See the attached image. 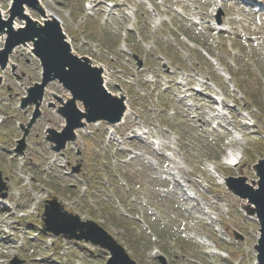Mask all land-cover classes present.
<instances>
[{
  "label": "rangeland",
  "instance_id": "obj_1",
  "mask_svg": "<svg viewBox=\"0 0 264 264\" xmlns=\"http://www.w3.org/2000/svg\"><path fill=\"white\" fill-rule=\"evenodd\" d=\"M223 1H42L61 18L74 54L103 69L130 111L113 140L108 123L90 121L57 155L51 132L63 130L69 92L53 80L40 104L31 102L40 61L27 47L8 57L0 70V175L8 186L0 198V260L107 263V251L43 231L45 203L56 198L68 213L98 222L137 264H162L160 257L167 264H256L260 226L224 179L257 181L253 166L264 157V0ZM13 4L0 0L8 21ZM14 24L20 35L27 17L16 15ZM234 152L238 160L230 163Z\"/></svg>",
  "mask_w": 264,
  "mask_h": 264
},
{
  "label": "water",
  "instance_id": "obj_2",
  "mask_svg": "<svg viewBox=\"0 0 264 264\" xmlns=\"http://www.w3.org/2000/svg\"><path fill=\"white\" fill-rule=\"evenodd\" d=\"M25 4L34 8L37 5V0H16L13 16L20 14L21 7ZM10 25L11 20L4 22L0 16V32ZM28 28V30L22 31L20 35L11 32L6 50L0 55V62L5 64L10 50H13L24 41H31L42 32L33 24H30ZM44 31L47 33L46 39L35 47V54L43 63L44 80L41 86L31 91V95L33 102L40 99L44 87L52 79V74L71 92L73 100L63 110L67 127L62 134L53 133L54 140L58 143L57 150H61L72 139L73 131L80 126L82 120L76 106L77 100L81 101L89 110L88 121L105 120L115 123L122 116L124 106L122 102L112 98L106 92L99 71L70 54L69 46L64 42V35L57 23H47ZM23 149L24 145L22 144L19 151ZM79 169L80 167L77 171ZM255 170L259 181L257 183L253 182V185H256L257 188L249 185L247 183L248 179L245 177L229 178L226 182L232 193L243 200L249 201L246 210L250 215H256L260 221L261 237L255 249L259 253L260 264H264V159L258 162ZM3 190H6V187L0 176V194ZM2 197L5 198L6 194ZM43 219L44 229L47 232L54 233L57 236L63 234L68 240L90 241L94 245L108 249L112 256L108 264H136L130 259L126 250L97 223L92 221L82 222L78 216L68 214L56 199L47 203ZM160 260L165 264L163 257ZM13 264H23V262L15 260Z\"/></svg>",
  "mask_w": 264,
  "mask_h": 264
},
{
  "label": "bare ground",
  "instance_id": "obj_3",
  "mask_svg": "<svg viewBox=\"0 0 264 264\" xmlns=\"http://www.w3.org/2000/svg\"><path fill=\"white\" fill-rule=\"evenodd\" d=\"M42 1L43 0H38L37 2V5L35 8L31 9V8H28L26 6H24L22 8L23 10V14H21V17H25L27 16L28 14H26L25 12H27V8L28 9H31L33 11H35L36 13H38L39 15L42 16L43 20L42 22H34V26L37 27V29H40L42 32H40L38 35L35 36V38H33L30 42L28 41H24L20 46H18L17 48H15L14 50H10L9 51V56L12 57L13 53L15 51H18L17 49L19 48H22L24 49V47H27L29 49V53L31 55L34 56V47L36 46H39L45 39H46V35L47 33L44 31V26L46 25V23H57L60 27H62V20L61 18L56 15L55 13H52L51 11L49 10H46V8L44 6H42ZM0 15L2 17V19L4 21H8V13H4L1 8H0ZM29 17V16H27ZM25 20V23H26V19H23ZM33 23L32 21H30V19L27 18V24L28 26ZM17 29L19 30H22V28H17L16 27V24H14V26H7L4 28V30L2 32H0V43H6L7 40L9 39V36L11 35V32H16ZM29 28L27 27L26 30H28ZM31 34V33H29ZM65 42L71 47L70 49V53L72 55L75 56L74 52L72 51V42H69L68 41V38L65 37ZM2 50L3 49H0V54L2 53ZM83 61H85L86 63H88V59L87 58H84L82 59ZM92 65V64H90ZM4 66L3 64L0 63V67ZM93 67L95 69H98L100 70V78L102 79V83L105 85V87L107 88L106 86V83H107V75L104 73L103 74V69L100 67H96L93 65ZM106 76V77H105ZM0 77H2V81H1V84H3V82L5 81V78H3V76L1 75ZM115 99H117L118 101L122 102L123 105L125 106V110H124V113L121 117V120L117 123L114 124V127L115 126H119L121 124L122 121H124V119H126L128 116H129V109H128V104L126 103V99L125 98H121V97H118L116 95H113L111 94ZM72 100V95L71 94H68L67 98H65L64 100H62V105H65L67 104L68 102H70ZM39 102H37L36 104H38ZM78 108H79V112L82 116V121H81V126L86 122V119H88L89 117V110L87 108L84 107V105L81 103V101H78L76 102ZM238 160V155L237 153H233L231 155H228L227 157V161H230V163H234L235 161ZM235 164H232V166H234ZM176 184H175V187L177 188V190L180 192L181 195H183L185 197V200L188 201L189 203H195V201L191 200L189 197H186V193L184 192V190L182 189V187L180 186V184L175 180ZM197 206V205H196ZM197 207H200V205L198 204ZM248 207V206H247ZM7 209V208H6Z\"/></svg>",
  "mask_w": 264,
  "mask_h": 264
}]
</instances>
